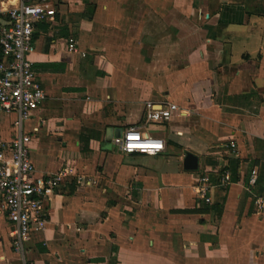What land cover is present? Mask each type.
Here are the masks:
<instances>
[{
    "label": "crops",
    "instance_id": "1",
    "mask_svg": "<svg viewBox=\"0 0 264 264\" xmlns=\"http://www.w3.org/2000/svg\"><path fill=\"white\" fill-rule=\"evenodd\" d=\"M50 2L31 55L45 101L23 129L0 112V140L31 132L37 174H72L22 254L0 213V264H264V0ZM148 102L184 113L147 123ZM131 126L165 150L122 152Z\"/></svg>",
    "mask_w": 264,
    "mask_h": 264
},
{
    "label": "built area",
    "instance_id": "2",
    "mask_svg": "<svg viewBox=\"0 0 264 264\" xmlns=\"http://www.w3.org/2000/svg\"><path fill=\"white\" fill-rule=\"evenodd\" d=\"M57 11L50 0H22L18 8L4 10L0 6V112L17 114V125L23 129L44 103L45 89L40 81L31 55L35 51L34 32L38 24L53 21ZM71 51H77L72 42ZM84 55V54H83ZM146 122L162 123L171 120L175 113L183 114L173 103L146 104ZM31 132H20L12 141L0 140V213L13 228V248L22 254L25 243L36 232L43 231L48 223V205L51 197L62 189L72 174L66 167L55 174L39 176L30 152ZM120 150L127 154L157 155L165 150L163 139L144 136L138 127L127 128L115 139ZM233 151L236 144L232 143ZM222 183L230 181L229 172L222 175ZM259 173L253 169L250 186L258 183ZM78 177V182H82ZM210 176L200 178L199 197L210 204ZM259 212L264 211V196L255 201Z\"/></svg>",
    "mask_w": 264,
    "mask_h": 264
},
{
    "label": "trees",
    "instance_id": "3",
    "mask_svg": "<svg viewBox=\"0 0 264 264\" xmlns=\"http://www.w3.org/2000/svg\"><path fill=\"white\" fill-rule=\"evenodd\" d=\"M2 57H3V55H2V52H1V50H0V61L2 60ZM84 140H86V142L88 143L89 142V140H90V137H88V138H85ZM234 181H236L237 180V178L234 176L233 178H232Z\"/></svg>",
    "mask_w": 264,
    "mask_h": 264
},
{
    "label": "water",
    "instance_id": "4",
    "mask_svg": "<svg viewBox=\"0 0 264 264\" xmlns=\"http://www.w3.org/2000/svg\"><path fill=\"white\" fill-rule=\"evenodd\" d=\"M119 135V134H118ZM120 136V135H119ZM112 138V137H111ZM108 143L110 144L111 142L108 141Z\"/></svg>",
    "mask_w": 264,
    "mask_h": 264
}]
</instances>
